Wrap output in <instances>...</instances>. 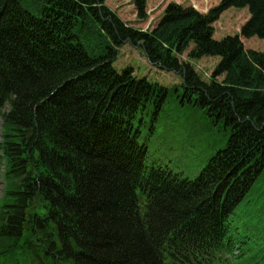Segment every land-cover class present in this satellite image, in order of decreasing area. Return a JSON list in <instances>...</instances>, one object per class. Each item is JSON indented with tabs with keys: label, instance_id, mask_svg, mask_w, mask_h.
<instances>
[{
	"label": "trees",
	"instance_id": "16d2710c",
	"mask_svg": "<svg viewBox=\"0 0 264 264\" xmlns=\"http://www.w3.org/2000/svg\"><path fill=\"white\" fill-rule=\"evenodd\" d=\"M217 1L146 32L105 0H0V264H264V49L243 42L264 0ZM230 9L249 18L216 40ZM126 44L182 84L118 72Z\"/></svg>",
	"mask_w": 264,
	"mask_h": 264
},
{
	"label": "rangeland",
	"instance_id": "374dc122",
	"mask_svg": "<svg viewBox=\"0 0 264 264\" xmlns=\"http://www.w3.org/2000/svg\"><path fill=\"white\" fill-rule=\"evenodd\" d=\"M170 4H177L184 8H192L205 14L213 7H216L219 2L217 0H147L146 12L149 17L146 21L141 22L138 18L137 9L135 8L133 0H105V5L109 7L111 11L115 12L125 25L146 32H149L156 27ZM248 18V9L228 10L222 14L220 19L214 24L216 29L214 38L216 40H222L227 36H235L239 34ZM243 42L246 49H253L256 51L264 49L263 42L258 39H243ZM182 60L187 61V52L182 57ZM219 62V57H210L203 58L200 61H191L196 71H198V73L206 81L209 80V77L212 75ZM114 67L118 72L132 67L136 77L147 78L153 83H158L169 88L180 86L182 83V80L178 75L164 72L152 66L144 56L141 49L131 46L130 44H126L120 49L119 57ZM194 112V119L198 122V124L196 127L192 126L183 129L180 133H176L177 140L186 138L187 135H204V129L202 128L205 122L203 120V114L199 110ZM170 114L173 118L175 117V106L173 103L170 105ZM183 118H187V116H184ZM194 129L197 130L193 132ZM200 146L201 144L198 143L197 147Z\"/></svg>",
	"mask_w": 264,
	"mask_h": 264
}]
</instances>
